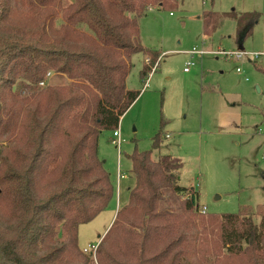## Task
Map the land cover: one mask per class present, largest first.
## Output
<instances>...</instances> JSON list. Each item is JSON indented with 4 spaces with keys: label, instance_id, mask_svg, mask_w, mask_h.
I'll use <instances>...</instances> for the list:
<instances>
[{
    "label": "trees",
    "instance_id": "1",
    "mask_svg": "<svg viewBox=\"0 0 264 264\" xmlns=\"http://www.w3.org/2000/svg\"><path fill=\"white\" fill-rule=\"evenodd\" d=\"M167 7L170 0H0V264H264V204L200 214L197 193L177 184L180 160L152 159L163 122L151 150L127 155L135 185L95 256L79 247V227L115 196L98 144L140 95L126 87L131 58H149L143 80L158 57L142 46L139 20ZM228 16L238 44L260 19ZM221 18L204 12V35ZM50 71L67 84L38 88Z\"/></svg>",
    "mask_w": 264,
    "mask_h": 264
},
{
    "label": "rangeland",
    "instance_id": "2",
    "mask_svg": "<svg viewBox=\"0 0 264 264\" xmlns=\"http://www.w3.org/2000/svg\"><path fill=\"white\" fill-rule=\"evenodd\" d=\"M170 3L171 7L153 8L139 20L141 44L158 53L155 63L159 67L143 88L145 79H140V71L148 57L136 54L131 58L126 87L141 94L119 121L117 130L123 140L119 152L112 143V132H103L99 139L98 156L116 189L112 206L119 201L123 205L127 188L132 186L127 155L151 150V138L163 122V133L172 135L168 151L182 165L178 185L194 189L200 207L208 214L237 213L241 207L255 209L264 204V74L259 70L264 69V0ZM232 10L238 15L260 14L243 45L235 39V22L228 16ZM204 12L224 16L220 28L208 38L203 33ZM193 48L207 53L196 58L185 73L188 52ZM241 51L245 56L236 59L235 54ZM253 54L261 56L253 61ZM50 73L48 85L40 87L39 82L38 88L67 84L64 76ZM14 89L18 90L19 84ZM163 141L161 151L166 152L167 142ZM157 154L153 151V160ZM119 159L120 171L130 174L117 184ZM117 189L121 190L119 198ZM179 198L183 201L186 195ZM113 213L112 209L104 210L79 227L81 249L97 243Z\"/></svg>",
    "mask_w": 264,
    "mask_h": 264
},
{
    "label": "built area",
    "instance_id": "3",
    "mask_svg": "<svg viewBox=\"0 0 264 264\" xmlns=\"http://www.w3.org/2000/svg\"><path fill=\"white\" fill-rule=\"evenodd\" d=\"M206 53H207L206 50H197L196 48H193L191 51H189L188 52V55L190 57H189V61L185 63L184 72H188L190 70V68L195 65L194 60L196 58H201ZM218 54L225 55L226 58L229 56V54H224L222 52H220ZM245 54L246 53L244 51L237 52L235 54V58L236 59H239V58H241V56H245ZM251 56L253 57V60H257L261 56V54H253ZM149 62H150L149 58H146L145 59V64H149ZM157 65H158V62L154 63V65L151 67V71L150 72H154V70L156 69ZM239 71L240 70L237 69V72H239ZM50 77H51V73L48 72L47 75H46V80L40 82L39 83V86L40 87H44L45 84L48 85L47 82H49ZM112 137H113V139H111L112 140V143L115 145V147L118 149V152H119L120 146H121V143H122V140L119 137V131L117 129L112 132ZM124 177H125L124 174H122V172L118 168V171H117V184L119 183V180L124 179ZM198 212L200 214H206L207 211H206V208L205 207H199L198 208ZM96 246L97 245L88 246V247L84 248L82 251L84 253L90 254V255H92V257H94L95 256Z\"/></svg>",
    "mask_w": 264,
    "mask_h": 264
},
{
    "label": "crops",
    "instance_id": "4",
    "mask_svg": "<svg viewBox=\"0 0 264 264\" xmlns=\"http://www.w3.org/2000/svg\"><path fill=\"white\" fill-rule=\"evenodd\" d=\"M233 11V10H232ZM211 13H213V12H211ZM214 14H216V13H214ZM216 15H219V16H221L220 14H216ZM223 18V17H222ZM221 18V19H222ZM221 22L222 21H220V23H219V26L217 27V29L214 31V32H216L219 28H220V26H221ZM213 32V33H214ZM204 33V32H203ZM212 34V33H211ZM204 37H210V35L209 36H206V35H204ZM245 42V41H244ZM243 42V43H244ZM243 43L241 44V45H243ZM243 50V49H242ZM254 61V60H253ZM256 61V60H255ZM160 63V62H159ZM145 64V63H144ZM158 67H159V64H158ZM189 72V71H188ZM188 72H185V73H188ZM153 74V72H150L148 75H147V77L145 78V82H144V85H143V88L145 87V86H147V84L149 83L148 81H149V79H150V77H151V75ZM256 89H257V91H259V88L258 87H256ZM140 94H141V92H140ZM140 96V95H139ZM138 96V97H139ZM138 97H137V99H138ZM136 99V100H137ZM135 100V101H136ZM134 101V102H135ZM134 104V103H133ZM132 104V105H133ZM131 105V106H132ZM123 116V115H122ZM122 116H121V118H122ZM120 118V119H121ZM119 137H120V139H121V136H120V133H119ZM172 139V135L171 134H169V133H165V135H164V137H163V140L164 141H166L167 143H166V152H163V151H161V148H162V145H161V147H160V149L159 150H156L157 152H158V154H157V159L159 158V157H161V156H165V155H170L171 157H173V158H176V159H178L177 157H174V155L172 154V152L170 151H168V140H171ZM122 140V139H121ZM163 141V142H164ZM122 142H123V140H122ZM151 142H152V140H151ZM121 147V146H120ZM170 149V148H169ZM153 153V152H152ZM104 162V161H103ZM105 163V162H104ZM118 163H119V165H118ZM117 166L119 167V170H121V168H120V159H119V162L117 161ZM121 172H123V171H121ZM130 173H131V171H130ZM130 173H128V174H126V173H122V174H124V179H126L127 177H128V175L130 174ZM131 176H132V183H131V187H128L127 188V194H126V199L124 200V203H123V205H120L121 203H120V201H119V203L117 202L116 204H114L113 206H112V201L114 200V198L112 199V201L110 202V204L108 205V207L106 208V210H108V209H112V211L114 212L113 213V216H112V218H111V220H110V222H109V224H108V226H107V228L105 229V231H104V233L100 236V238H99V240L106 234V232L109 230V228L111 227V225H112V223H113V221H114V219H115V216H116V213H117V211L121 208V207H123V206H125L126 204H127V202H128V196H129V191L134 187V185H135V179H134V175L131 173ZM124 179H121V180H124ZM121 180H119V183L121 182ZM178 181H179V171H178ZM116 182H117V176H116ZM177 184H178V182H177ZM182 187V186H181ZM194 190V189H193ZM120 192H121V190H119L118 191V189H117V197L119 198L120 196ZM119 200V199H118ZM111 207H113V208H111ZM99 240L97 241V243L95 244V245H97L98 244V242H99ZM84 249V248H83ZM82 249V250H83Z\"/></svg>",
    "mask_w": 264,
    "mask_h": 264
},
{
    "label": "water",
    "instance_id": "5",
    "mask_svg": "<svg viewBox=\"0 0 264 264\" xmlns=\"http://www.w3.org/2000/svg\"><path fill=\"white\" fill-rule=\"evenodd\" d=\"M242 50V49H241Z\"/></svg>",
    "mask_w": 264,
    "mask_h": 264
}]
</instances>
